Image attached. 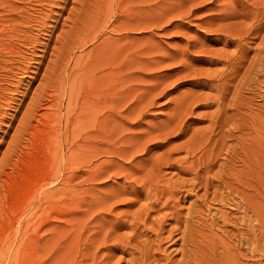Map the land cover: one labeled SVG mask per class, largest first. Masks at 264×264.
<instances>
[{"label": "rangeland", "instance_id": "374dc122", "mask_svg": "<svg viewBox=\"0 0 264 264\" xmlns=\"http://www.w3.org/2000/svg\"><path fill=\"white\" fill-rule=\"evenodd\" d=\"M0 264H264V0H0Z\"/></svg>", "mask_w": 264, "mask_h": 264}, {"label": "bare ground", "instance_id": "6f19581e", "mask_svg": "<svg viewBox=\"0 0 264 264\" xmlns=\"http://www.w3.org/2000/svg\"><path fill=\"white\" fill-rule=\"evenodd\" d=\"M253 249H254V248H252V246L250 247V243H249V250H251V251H252Z\"/></svg>", "mask_w": 264, "mask_h": 264}]
</instances>
